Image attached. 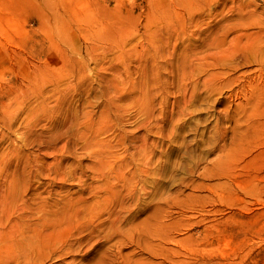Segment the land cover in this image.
<instances>
[{
	"label": "rangeland",
	"instance_id": "374dc122",
	"mask_svg": "<svg viewBox=\"0 0 264 264\" xmlns=\"http://www.w3.org/2000/svg\"><path fill=\"white\" fill-rule=\"evenodd\" d=\"M0 264H264V0H0Z\"/></svg>",
	"mask_w": 264,
	"mask_h": 264
}]
</instances>
